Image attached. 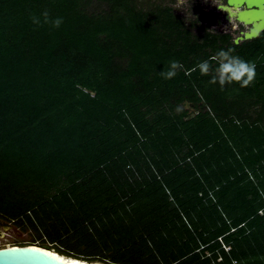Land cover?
I'll use <instances>...</instances> for the list:
<instances>
[{"label":"trees","instance_id":"obj_1","mask_svg":"<svg viewBox=\"0 0 264 264\" xmlns=\"http://www.w3.org/2000/svg\"><path fill=\"white\" fill-rule=\"evenodd\" d=\"M173 3L0 0V220L31 236L16 245L264 264V30L233 43ZM228 50L255 64L247 87L197 68Z\"/></svg>","mask_w":264,"mask_h":264},{"label":"water","instance_id":"obj_2","mask_svg":"<svg viewBox=\"0 0 264 264\" xmlns=\"http://www.w3.org/2000/svg\"><path fill=\"white\" fill-rule=\"evenodd\" d=\"M225 19L243 25L246 31L235 43L252 40L264 30V0H226ZM64 257V258H63ZM0 264H104L66 257L54 249L37 245H10L0 248Z\"/></svg>","mask_w":264,"mask_h":264},{"label":"clouds","instance_id":"obj_3","mask_svg":"<svg viewBox=\"0 0 264 264\" xmlns=\"http://www.w3.org/2000/svg\"><path fill=\"white\" fill-rule=\"evenodd\" d=\"M47 17V12L43 14ZM34 24H39L37 17L32 18ZM63 23L62 18H56L52 22V26L59 28ZM215 62V66L213 65ZM183 65L178 61H172L169 70L162 71L160 74L165 79H172L176 76L177 70L182 69ZM202 75L211 74V83H218L221 87L233 83L240 84L241 87H247L256 76V66L248 61L243 60L239 56L231 54V50L220 51L210 60H205L197 65ZM179 110V109H177Z\"/></svg>","mask_w":264,"mask_h":264},{"label":"flooded vegetation","instance_id":"obj_4","mask_svg":"<svg viewBox=\"0 0 264 264\" xmlns=\"http://www.w3.org/2000/svg\"><path fill=\"white\" fill-rule=\"evenodd\" d=\"M170 5L179 14H184L194 20L197 19V15L201 12L213 16L214 21L211 24H208L209 30L229 33L232 36L233 43H235V41L242 36V33L246 31V28L243 25L236 23L235 21H232L231 23L226 21V12L222 8L227 5L226 0H174V3ZM257 85L260 86L262 96L264 97V82H258ZM2 224L4 228L11 226L0 220V228Z\"/></svg>","mask_w":264,"mask_h":264},{"label":"rangeland","instance_id":"obj_5","mask_svg":"<svg viewBox=\"0 0 264 264\" xmlns=\"http://www.w3.org/2000/svg\"><path fill=\"white\" fill-rule=\"evenodd\" d=\"M30 238L31 236L28 233L22 232L14 226L4 228L2 224L0 228V248L16 244H28Z\"/></svg>","mask_w":264,"mask_h":264},{"label":"built area","instance_id":"obj_6","mask_svg":"<svg viewBox=\"0 0 264 264\" xmlns=\"http://www.w3.org/2000/svg\"><path fill=\"white\" fill-rule=\"evenodd\" d=\"M226 250L228 249V248H225Z\"/></svg>","mask_w":264,"mask_h":264},{"label":"bare ground","instance_id":"obj_7","mask_svg":"<svg viewBox=\"0 0 264 264\" xmlns=\"http://www.w3.org/2000/svg\"><path fill=\"white\" fill-rule=\"evenodd\" d=\"M64 258V257H63Z\"/></svg>","mask_w":264,"mask_h":264}]
</instances>
